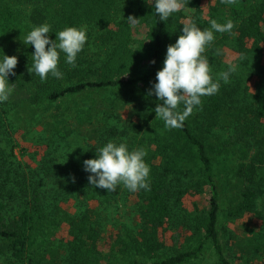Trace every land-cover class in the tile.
Instances as JSON below:
<instances>
[{"label":"trees","instance_id":"1","mask_svg":"<svg viewBox=\"0 0 264 264\" xmlns=\"http://www.w3.org/2000/svg\"><path fill=\"white\" fill-rule=\"evenodd\" d=\"M202 1L186 0L179 12L159 21L146 0H0V55L3 51L18 58L15 75L9 76L14 91L0 104V264H195L208 250L215 264H234L233 260L264 264V0H235L232 5L216 0L207 15ZM130 15L138 19L135 25L126 21ZM210 19L234 22L231 34L215 33L212 45L206 47L204 55L214 79L228 67L220 59L221 51L217 52L220 48L241 56L240 70L230 75L228 83L221 81L216 94L202 97V106L194 109L182 127L166 128L154 111L162 101L147 93L163 66L167 46L182 34L183 24L195 22L202 29L210 28ZM42 23L50 24L52 32L89 26L76 66L65 63L61 53L62 78L49 75L43 82L28 71L34 48L23 44L31 27ZM48 35L55 39V33ZM91 44L95 52H90ZM240 72L247 82L239 80L243 78ZM93 75L98 79H89ZM112 89L134 92L136 106L128 124L115 114L117 121L105 126L106 132L97 139L99 147L109 140L126 142L130 150L144 147L150 190L132 192L117 187L116 196L118 192L136 196L141 228L135 235L125 232L105 237L97 213L90 209L82 215L68 212L55 193L52 196L43 189V177L15 173L13 159L19 145L15 120L21 112L27 109L37 116L39 106L49 111L59 100ZM51 117L57 122L47 121L44 128L49 144L57 147L56 143L68 140L72 126H66L65 114L62 119ZM231 159L235 180L227 217L259 220L256 231L243 237L227 233L222 221L219 174ZM40 168L46 178L52 175L45 165ZM87 177L68 178L67 187L56 194L63 195L62 199L73 194L89 203L104 204L110 197L103 195L106 189L89 185ZM205 192L207 208L194 217L189 212L194 219L190 228L196 235L194 244L168 250L161 231L173 217L172 205ZM62 226L67 227L64 246L57 241ZM246 232L251 230L246 228ZM102 240L106 242L103 246ZM231 241L238 249L232 255Z\"/></svg>","mask_w":264,"mask_h":264},{"label":"rangeland","instance_id":"2","mask_svg":"<svg viewBox=\"0 0 264 264\" xmlns=\"http://www.w3.org/2000/svg\"><path fill=\"white\" fill-rule=\"evenodd\" d=\"M215 1H202L201 7L205 15L209 12V7L215 4ZM185 22L189 21L185 20ZM86 27L88 30L89 26ZM89 48L90 52H95L94 44H91ZM219 50L221 51L220 59L223 62L227 64L235 62L238 65L239 58L241 61V56L230 48L224 47ZM242 73L241 76L243 78H239V80L247 82L248 78ZM124 78L129 77L124 75ZM89 79L97 80L98 78L93 75ZM134 95V92L129 93L118 89L90 91L59 100L49 111L46 110L45 106H39L36 110L37 116L27 109L21 112L18 120H15L16 130H18L15 136L19 145L15 149L16 158L13 159L16 168L14 172L19 175H26L28 178L36 177L40 179L43 177V189L50 192L51 195L56 194V191L57 193L60 190L63 191L68 185V178L73 179L74 177L76 179L79 175L88 176L89 173L83 170L82 162L85 159L95 158L96 149L99 148L97 139L99 140V136L106 132L107 128L114 124V121H117L115 114L120 115L125 124H128L133 119L132 112L136 106V101L135 99L133 100ZM138 99L139 97L137 101ZM62 114L68 116L66 126H72V133L68 135L66 142L60 141L56 143V147L52 146L51 143L49 144L50 136L47 137L44 127H46L45 122L47 121L50 123L57 122L56 118L51 116L56 115L62 119ZM105 126L108 127L104 129ZM233 160H229L226 164L227 169L222 168L219 174L222 185V221L227 227V233L233 232L238 237H243L245 234L251 235L254 232L253 230L258 228L259 220L249 216L231 221L227 217V203L230 196L233 195L235 180L232 168ZM42 165L50 168V173L52 174L50 177L46 178L44 176V171L40 168ZM72 184H74L73 181H71L70 185ZM118 193L119 195L116 196V192L105 190L103 195H109L110 197L101 205L97 201L89 203L84 201L82 197H76L73 194L66 195L64 199H62L63 195L54 194V196L58 199V203L61 202L63 208L72 214L82 215L86 209H90L95 214L97 213L99 215L97 218L105 237L125 232L135 235L141 228L135 207L137 198L132 193H128L127 196L121 194V192ZM207 198L208 193L205 192L199 196H185L180 202L172 205L173 217L168 222L169 224L166 225V229L164 228L161 231L162 241L165 242L168 250L172 251V246L184 249L194 244L196 235L193 229L190 230L191 226L192 228L194 226V219H190L189 212H192L193 217L198 212L202 213L207 208ZM262 201H264V198ZM188 219L191 220V223L187 222ZM246 228L251 230V232H246ZM60 230L61 232L57 234V241L61 246H64L67 227L62 226ZM104 243L106 242L102 240V246ZM231 247L230 255L238 250L233 241L230 242L228 249ZM211 251L208 250L205 258L196 261L195 264H215L213 252ZM233 261L234 264H240L239 260Z\"/></svg>","mask_w":264,"mask_h":264},{"label":"clouds","instance_id":"3","mask_svg":"<svg viewBox=\"0 0 264 264\" xmlns=\"http://www.w3.org/2000/svg\"><path fill=\"white\" fill-rule=\"evenodd\" d=\"M186 0H146L152 4L159 21H167L172 14L179 12ZM232 5L235 0H221ZM30 13V10H29ZM126 21L135 25L138 19L128 16ZM210 28H200L195 22L183 24L182 34L175 43L166 49L163 66L156 72L148 95H155L158 101L154 111L156 117L164 121L166 128H180L195 110L202 106V97L212 96L219 91L220 83H228L230 75L237 71L238 65L229 62L227 70L216 73L214 79L208 57L204 55L206 47L211 46L215 33H232L234 22L231 19L219 23L209 20ZM49 33H55L51 39ZM88 40L85 25L67 26L56 32L51 25L42 23L32 26L24 37V45H32V68L41 82L49 75L62 78L63 72L58 63L61 53L65 63L76 66L77 55L84 49ZM47 46V47H46ZM218 54L220 50H217ZM17 56L0 55V104L9 100L14 91V84L9 76L15 75ZM155 63V61H151ZM182 106V107H181ZM147 150L144 147L129 149L126 142L109 140L96 149L95 158L85 159L83 170L88 172L89 185L114 192L122 185L129 191L150 190V166L146 163ZM73 177V181H74ZM259 202V200H258Z\"/></svg>","mask_w":264,"mask_h":264}]
</instances>
